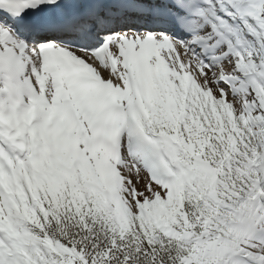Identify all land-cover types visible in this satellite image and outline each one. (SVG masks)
<instances>
[{"label": "snow or ice", "instance_id": "1", "mask_svg": "<svg viewBox=\"0 0 264 264\" xmlns=\"http://www.w3.org/2000/svg\"><path fill=\"white\" fill-rule=\"evenodd\" d=\"M0 264H264V0H0Z\"/></svg>", "mask_w": 264, "mask_h": 264}]
</instances>
